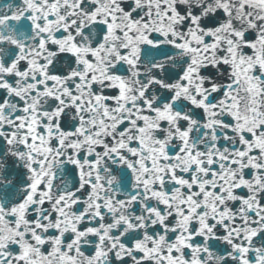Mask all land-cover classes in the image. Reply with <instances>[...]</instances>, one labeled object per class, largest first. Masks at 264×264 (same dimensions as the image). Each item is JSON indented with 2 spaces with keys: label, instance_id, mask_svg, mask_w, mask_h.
Wrapping results in <instances>:
<instances>
[{
  "label": "snow or ice",
  "instance_id": "obj_1",
  "mask_svg": "<svg viewBox=\"0 0 264 264\" xmlns=\"http://www.w3.org/2000/svg\"><path fill=\"white\" fill-rule=\"evenodd\" d=\"M0 264H264V0H0Z\"/></svg>",
  "mask_w": 264,
  "mask_h": 264
}]
</instances>
